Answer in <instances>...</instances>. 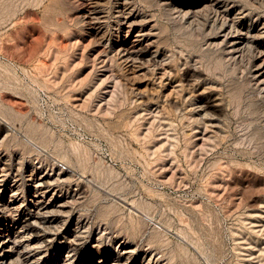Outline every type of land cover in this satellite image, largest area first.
Instances as JSON below:
<instances>
[{
    "label": "rangeland",
    "instance_id": "374dc122",
    "mask_svg": "<svg viewBox=\"0 0 264 264\" xmlns=\"http://www.w3.org/2000/svg\"><path fill=\"white\" fill-rule=\"evenodd\" d=\"M261 50L264 0H0V180L50 199L27 236L66 264H264Z\"/></svg>",
    "mask_w": 264,
    "mask_h": 264
},
{
    "label": "bare ground",
    "instance_id": "6f19581e",
    "mask_svg": "<svg viewBox=\"0 0 264 264\" xmlns=\"http://www.w3.org/2000/svg\"><path fill=\"white\" fill-rule=\"evenodd\" d=\"M258 76L260 77V80L264 82V56L262 57V61L260 62L258 68ZM30 181L31 184L35 187V190L34 192H32L33 197L29 199V205L25 206L18 202L17 197L14 195V193L12 192L9 193V191H11L12 188L7 187L2 182V180H0V264H66L65 257L66 256L69 257L70 255L69 253H68L69 255L68 254L65 255L64 258L62 256L60 258H57V260L55 259L53 260V257L51 256L49 249H47L46 247L43 248V245L38 244V242L35 240V237L27 236V230L30 229L31 231L32 227H37L39 224V219L41 214H39V211L36 210V208L39 207L44 202L47 203V206L50 204L49 202L50 199H48L47 193L44 192L40 194L38 192V189H41L46 185L47 178L45 174L39 176L30 175ZM4 209H7L9 213H11V211L14 212L13 214L15 215L12 217L11 219L12 222L9 225L8 223H6L7 225H5L3 221L4 218H6ZM73 236H75V234ZM44 240H46V242L47 241L49 242L50 237L45 236ZM69 240L70 241L73 240L74 243L75 238ZM96 246L97 244H93V247L97 249L98 246L97 247ZM131 251H133V249L130 250V252ZM128 252L129 249L123 247L120 253H122V257L125 259V255ZM123 258L118 259V261H116L115 259L112 258V254H109L106 258L100 257V259H93L90 264H120ZM72 264H80V263L78 261L77 262L74 261ZM137 264H143L142 259Z\"/></svg>",
    "mask_w": 264,
    "mask_h": 264
}]
</instances>
